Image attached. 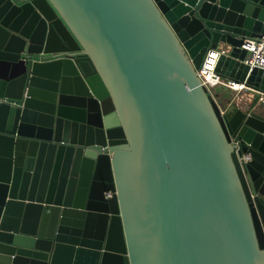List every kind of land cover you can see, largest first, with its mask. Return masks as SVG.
Returning <instances> with one entry per match:
<instances>
[{
  "label": "water",
  "instance_id": "obj_1",
  "mask_svg": "<svg viewBox=\"0 0 264 264\" xmlns=\"http://www.w3.org/2000/svg\"><path fill=\"white\" fill-rule=\"evenodd\" d=\"M262 34L264 0H0V264H264V107L197 75L229 46L264 92Z\"/></svg>",
  "mask_w": 264,
  "mask_h": 264
},
{
  "label": "built area",
  "instance_id": "obj_2",
  "mask_svg": "<svg viewBox=\"0 0 264 264\" xmlns=\"http://www.w3.org/2000/svg\"><path fill=\"white\" fill-rule=\"evenodd\" d=\"M241 47L247 52L245 63L249 66V68L264 70V34L259 37L245 39ZM229 49V46H225L219 48L218 50L209 51L202 67L197 71V75L202 85L211 92H214V89L221 85H224L231 90H234V86H237L238 89H236V91L249 88L252 90V98H255V105L257 104V106L261 105V107H264V92L247 87L244 82L242 83L224 79L214 72L219 55L227 53ZM210 61H212V64L209 66ZM253 109H256V106L252 107V110ZM234 144L236 143L234 142ZM245 146L246 148H250V143L245 142ZM235 151L237 152V148ZM238 160L239 162L248 163L252 160V156L249 152H246L242 157H239Z\"/></svg>",
  "mask_w": 264,
  "mask_h": 264
},
{
  "label": "crops",
  "instance_id": "obj_3",
  "mask_svg": "<svg viewBox=\"0 0 264 264\" xmlns=\"http://www.w3.org/2000/svg\"><path fill=\"white\" fill-rule=\"evenodd\" d=\"M219 87H221V90H217L216 89L217 87L214 89V92L217 95L218 101H221L226 105H228L229 103L233 101L235 103H238L240 107H244V108L251 107L252 109V107L256 106V109H253V111L260 110L261 105H258V106L257 104L255 105V98L254 99L252 98L251 89L246 88V89L236 91V90H231L224 85H221ZM227 94L229 95V98L225 97V95Z\"/></svg>",
  "mask_w": 264,
  "mask_h": 264
},
{
  "label": "rangeland",
  "instance_id": "obj_4",
  "mask_svg": "<svg viewBox=\"0 0 264 264\" xmlns=\"http://www.w3.org/2000/svg\"><path fill=\"white\" fill-rule=\"evenodd\" d=\"M216 89H217V90H221V87H217ZM225 97H226V98H229V95L227 94V95H225Z\"/></svg>",
  "mask_w": 264,
  "mask_h": 264
},
{
  "label": "bare ground",
  "instance_id": "obj_5",
  "mask_svg": "<svg viewBox=\"0 0 264 264\" xmlns=\"http://www.w3.org/2000/svg\"><path fill=\"white\" fill-rule=\"evenodd\" d=\"M212 64V61L209 62V66ZM238 89L237 86H234V90Z\"/></svg>",
  "mask_w": 264,
  "mask_h": 264
}]
</instances>
